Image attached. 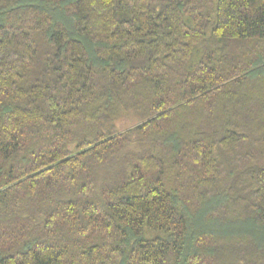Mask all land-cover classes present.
<instances>
[{
    "label": "trees",
    "instance_id": "obj_1",
    "mask_svg": "<svg viewBox=\"0 0 264 264\" xmlns=\"http://www.w3.org/2000/svg\"><path fill=\"white\" fill-rule=\"evenodd\" d=\"M0 264H264V0H0Z\"/></svg>",
    "mask_w": 264,
    "mask_h": 264
}]
</instances>
